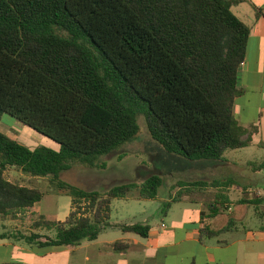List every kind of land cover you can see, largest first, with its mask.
<instances>
[{"label": "trees", "instance_id": "1", "mask_svg": "<svg viewBox=\"0 0 264 264\" xmlns=\"http://www.w3.org/2000/svg\"><path fill=\"white\" fill-rule=\"evenodd\" d=\"M238 3L0 0V123L8 116L60 146L32 148L0 131V219L16 218L45 196L9 181L6 172L14 168L48 178L72 205L64 223H35L54 230V238L37 242L36 234L0 233V241L79 247L111 227L114 200L156 199L163 186L158 176L106 195L59 179L74 166L106 168L100 159L137 137L142 121L163 151L187 161L224 162L226 153L246 148L250 133L236 120L234 106L243 95L238 77L250 28L232 11ZM253 165L264 171V159ZM207 185L182 183L172 203ZM211 215H217L214 208ZM122 230L148 238L151 227ZM207 233L211 239L221 234ZM127 250L114 245L116 253Z\"/></svg>", "mask_w": 264, "mask_h": 264}, {"label": "crops", "instance_id": "2", "mask_svg": "<svg viewBox=\"0 0 264 264\" xmlns=\"http://www.w3.org/2000/svg\"><path fill=\"white\" fill-rule=\"evenodd\" d=\"M232 11L250 28L247 56L238 77L243 95L235 102L234 115L240 126L249 131L251 142L246 148L230 151L232 159L228 152L225 161L219 162L227 174L196 181L208 185L198 188L193 193L195 198L182 196L178 203H172V199L171 208L154 226L109 221L111 227L98 240L79 247L40 248L19 239L1 240L0 264H264V193L259 189L264 185V171L253 165L264 157L243 163L240 159L258 153L264 156V0H239ZM205 170L211 173L212 168ZM45 197L16 218L3 219L8 229L0 233L36 234L41 237L37 242L46 241L54 230L36 227L34 222V230L27 234L15 224L29 216L64 223L69 216L60 221L39 215ZM257 201L260 204L256 207ZM211 208L217 215H211ZM29 222L22 225L26 227ZM220 223L222 227L218 228ZM134 225H149L148 238L122 230ZM204 230L221 234L206 238L202 235ZM116 243L126 245L128 250L116 253Z\"/></svg>", "mask_w": 264, "mask_h": 264}, {"label": "rangeland", "instance_id": "3", "mask_svg": "<svg viewBox=\"0 0 264 264\" xmlns=\"http://www.w3.org/2000/svg\"><path fill=\"white\" fill-rule=\"evenodd\" d=\"M0 131L24 146L32 148L43 146L54 151L60 149L57 143L18 124L8 116L2 118ZM233 157V152H229L228 158L232 159ZM263 157L258 153L255 156H242L240 159L243 163L247 160L257 161ZM100 162L105 163L106 168L74 166L71 170L61 173L59 179L77 189L97 192L102 195H106L114 187L128 184L141 185L152 176L163 179V186L159 190L158 197L154 200L128 199L112 202L110 222L120 224H149L154 226L160 223L162 214L168 211L167 205L178 195L180 192L179 186L182 183L204 181L212 178L211 175L216 177L227 174L223 165L219 162H191L166 153L151 139L143 121L141 122V132L137 137L111 155L102 157ZM206 167L212 168L211 173L205 170ZM6 177L13 183L34 187L45 193L46 197L43 204L40 205L39 215L45 214L49 216L48 219H58L60 221H65L69 216L71 198L58 193L50 185L48 178H33L15 168L9 169L6 172ZM259 189L264 193L263 184L259 186ZM197 191L198 188H191L189 193L184 191L183 196L195 198L196 196L193 193ZM211 192L213 193L212 189ZM209 196L211 197V195ZM40 219L36 216H29L23 219L22 222L15 224L21 228L23 233L30 234L34 230V222ZM27 221H30V225L24 227V222ZM5 222V220L0 219V232L8 229V224ZM217 227L221 228L222 224L220 223ZM50 235L55 237V232L50 233Z\"/></svg>", "mask_w": 264, "mask_h": 264}]
</instances>
